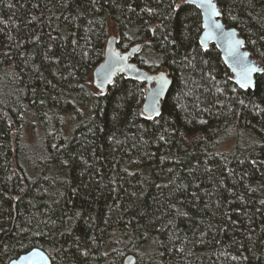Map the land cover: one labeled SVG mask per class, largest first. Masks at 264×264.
Instances as JSON below:
<instances>
[{
    "label": "trees",
    "instance_id": "1",
    "mask_svg": "<svg viewBox=\"0 0 264 264\" xmlns=\"http://www.w3.org/2000/svg\"><path fill=\"white\" fill-rule=\"evenodd\" d=\"M264 67V0H216ZM184 0H0V264H264V72L236 87ZM114 34L172 79L92 72Z\"/></svg>",
    "mask_w": 264,
    "mask_h": 264
},
{
    "label": "water",
    "instance_id": "2",
    "mask_svg": "<svg viewBox=\"0 0 264 264\" xmlns=\"http://www.w3.org/2000/svg\"><path fill=\"white\" fill-rule=\"evenodd\" d=\"M184 2L196 7L200 13L202 30L198 39L199 45L204 50L208 49L210 45H215L225 67L232 75L234 85L243 89L239 86L238 81L242 78L244 66H255L262 70L264 67L245 48V39L240 35L239 30L236 27L226 26L216 0H211V2L216 6L219 15H212L211 9L206 5L201 7V0H184ZM215 24H219L220 27H214ZM237 40L242 43L237 44ZM140 48L141 44L137 43L121 50L117 44L116 36L110 35L105 42L103 58L94 68L91 80L93 88L102 94L107 92L118 75L143 83L142 113L148 118H154L161 114L162 104L170 90L172 79L166 71L149 72L133 61L132 58ZM237 58H239V62H237ZM263 72L257 71L252 74L254 86L256 76ZM253 88L243 90H252ZM157 93L159 94L157 95ZM135 261V256L129 254L124 257L123 264H135ZM8 264H52V261L43 250L32 248L12 259Z\"/></svg>",
    "mask_w": 264,
    "mask_h": 264
},
{
    "label": "snow or ice",
    "instance_id": "3",
    "mask_svg": "<svg viewBox=\"0 0 264 264\" xmlns=\"http://www.w3.org/2000/svg\"><path fill=\"white\" fill-rule=\"evenodd\" d=\"M207 6L208 8L211 9V13L212 15H219L220 13L217 12L216 10V6L211 2V0H201L200 2V6L201 7H204V6ZM214 27L216 28H219L220 25L219 24H215ZM237 44H241L242 42L237 40L236 41ZM237 62H239V58H237ZM257 71H264L262 69H258L257 67L255 66H250V65H245L244 66V72L242 74V78L238 81L239 83V86L243 89H248V88H251V87H254V82L252 80V74L254 72H257ZM159 93H157L158 95ZM158 114V113H157ZM151 118V117H149Z\"/></svg>",
    "mask_w": 264,
    "mask_h": 264
},
{
    "label": "bare ground",
    "instance_id": "4",
    "mask_svg": "<svg viewBox=\"0 0 264 264\" xmlns=\"http://www.w3.org/2000/svg\"><path fill=\"white\" fill-rule=\"evenodd\" d=\"M201 17V16H200ZM201 30H202V26H201ZM201 33V32H200ZM199 39V38H198ZM201 47V46H200ZM105 48V47H104ZM141 111H142V105H141ZM31 250V249H30ZM28 252V251H27ZM26 253V252H25ZM47 254V253H46ZM21 255V254H20ZM48 255V254H47ZM124 259V258H123ZM123 263V260H122Z\"/></svg>",
    "mask_w": 264,
    "mask_h": 264
}]
</instances>
